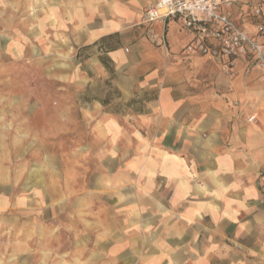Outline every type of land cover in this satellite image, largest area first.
Instances as JSON below:
<instances>
[{"label": "crops", "instance_id": "1", "mask_svg": "<svg viewBox=\"0 0 264 264\" xmlns=\"http://www.w3.org/2000/svg\"><path fill=\"white\" fill-rule=\"evenodd\" d=\"M156 1L17 0L18 55L76 94L4 106L0 264H264V68L186 53L180 19L141 23Z\"/></svg>", "mask_w": 264, "mask_h": 264}, {"label": "built area", "instance_id": "2", "mask_svg": "<svg viewBox=\"0 0 264 264\" xmlns=\"http://www.w3.org/2000/svg\"><path fill=\"white\" fill-rule=\"evenodd\" d=\"M237 0H158L145 6L142 24L180 19L194 32L186 53H199L217 63L225 74L231 73L235 59L250 56L264 68V0H254L252 15L258 19L253 32L242 29L232 19L231 9ZM148 38L155 45L165 46L163 36L148 30ZM127 50V49H126ZM250 116L247 120L254 121Z\"/></svg>", "mask_w": 264, "mask_h": 264}, {"label": "rangeland", "instance_id": "3", "mask_svg": "<svg viewBox=\"0 0 264 264\" xmlns=\"http://www.w3.org/2000/svg\"><path fill=\"white\" fill-rule=\"evenodd\" d=\"M32 14V9L23 10V8L19 7L17 0H0V137L1 134H4L7 137V142L10 144L17 142V138L20 137V131L16 117H11L13 112L8 110V108H4L9 102L23 98L24 96L29 97L31 100L45 97L47 99L52 98V100H60L65 97L75 99L76 94L69 90L64 81L38 73L36 61L30 55V52L24 51L21 55H18L15 50L19 40V32H23V23ZM35 85H39L40 87L51 86L52 90L46 92L48 89L41 90L39 88L35 91ZM24 87L29 90L25 92L23 90ZM4 115L9 117L5 118ZM77 131H80V129H77ZM55 142L58 144V147H60L61 143L63 147L66 146V142L70 143L69 140L66 141L65 139H59ZM73 142L75 144L79 143V141ZM40 143L48 145L51 141L41 140ZM61 221L62 219L58 222L61 223ZM78 226V224L73 225V227ZM64 238L69 240L68 236Z\"/></svg>", "mask_w": 264, "mask_h": 264}]
</instances>
